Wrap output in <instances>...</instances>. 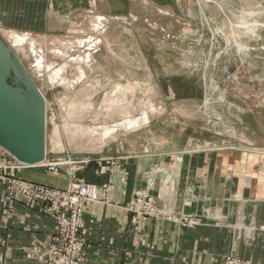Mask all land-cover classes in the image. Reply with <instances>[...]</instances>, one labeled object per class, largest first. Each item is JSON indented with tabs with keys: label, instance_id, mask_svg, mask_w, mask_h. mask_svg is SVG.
Masks as SVG:
<instances>
[{
	"label": "rangeland",
	"instance_id": "obj_1",
	"mask_svg": "<svg viewBox=\"0 0 264 264\" xmlns=\"http://www.w3.org/2000/svg\"><path fill=\"white\" fill-rule=\"evenodd\" d=\"M92 1L68 18L50 13L51 28L50 3L38 5L45 19L32 31L0 24L10 49L8 94L40 98L41 89L47 99L41 168L64 171L66 186L70 173L83 178V165L127 152L147 158L216 151L244 157L248 173L264 171V0H97V8ZM104 41L113 57L89 60ZM70 104L81 109L79 119L70 117ZM5 155L15 157L0 134V159L17 166ZM50 162L60 165L44 166ZM24 168L8 173L20 177ZM138 191L181 218L159 194Z\"/></svg>",
	"mask_w": 264,
	"mask_h": 264
},
{
	"label": "crops",
	"instance_id": "obj_2",
	"mask_svg": "<svg viewBox=\"0 0 264 264\" xmlns=\"http://www.w3.org/2000/svg\"><path fill=\"white\" fill-rule=\"evenodd\" d=\"M90 1L0 0V24L32 31L47 17L51 28L50 13L68 18L75 7L88 6ZM45 3L50 8L43 17L38 5ZM108 159L102 164L92 161L78 171L87 182L108 187L105 202L84 203L87 264H224L227 255L264 264V171L248 173L244 157L232 159L212 151L146 158L127 152ZM238 163L245 168H237ZM25 168L20 177L66 184L64 171ZM143 187L170 202L181 218L129 213L132 197ZM4 193L0 182V220ZM187 215L201 218L200 222L190 226L183 218ZM55 230L53 219L18 203L8 227L0 228L4 264H46L32 257V249L47 245Z\"/></svg>",
	"mask_w": 264,
	"mask_h": 264
},
{
	"label": "built area",
	"instance_id": "obj_3",
	"mask_svg": "<svg viewBox=\"0 0 264 264\" xmlns=\"http://www.w3.org/2000/svg\"><path fill=\"white\" fill-rule=\"evenodd\" d=\"M70 160V157L68 158ZM60 161L69 164L71 161ZM81 161L89 162L91 159ZM59 162H50L46 167L59 166ZM24 166L17 162L13 167L0 159V182L5 187L2 199L0 228H7L18 203L24 207L38 210L56 223V230L47 245H36L32 257L42 259L46 264H87L86 225L83 218L84 203L105 202L108 187L87 182L70 173L66 186H55L12 176L11 168ZM26 167V166H25ZM129 213L145 217H170L160 210L157 202L140 191L132 197L127 207ZM190 226L198 223L188 220ZM4 242V241H2ZM0 264H4V252L0 248ZM224 264H249L246 260L227 255Z\"/></svg>",
	"mask_w": 264,
	"mask_h": 264
},
{
	"label": "bare ground",
	"instance_id": "obj_4",
	"mask_svg": "<svg viewBox=\"0 0 264 264\" xmlns=\"http://www.w3.org/2000/svg\"><path fill=\"white\" fill-rule=\"evenodd\" d=\"M92 4L93 5L95 4V6L93 7L97 8L98 3L96 0L93 1ZM100 17L101 16L98 17L99 20H101ZM14 34L18 37L19 42L23 43L26 41L23 34H18V32H14ZM239 46L242 47L241 44H239ZM11 47L14 48L13 45ZM111 50L112 49L109 48L107 41L106 43L104 41L102 44H100L98 52L97 53L94 52V54H90L88 59L91 60L92 59L91 57L93 56L96 60L99 59V61L106 62L107 59L113 57V55L111 54ZM36 58L41 64V61H40L41 55L39 56L36 53ZM0 61L3 63V66H1V69H0V134L2 136V141L5 144V146H7L10 149V151H12V154L18 157V160L20 161L22 165L26 167L41 166L45 164L44 162L46 161L45 159L47 155L44 159L45 161L40 160V161H35V162H29L25 159V152L26 153L30 152L29 151L30 142L33 141V144H34L35 141L38 140L42 135L40 136L39 132H37V129L33 125H31L29 122L28 124H25L24 120L20 119L17 115H14L13 111H11V108L9 107L10 104L7 98L8 90L6 89L4 79H5V75L7 73V69H8L9 62H10V49L2 42L1 39H0ZM38 67L40 66L38 65ZM82 74H84L83 71H82ZM52 84L54 85V83ZM38 90L43 99V104L47 106V99H46L45 94L41 91V89H38ZM84 94L85 93H81V95H84ZM74 105L72 104L70 106V109H69L70 112L68 113L70 114V117L72 118V120H77L80 118L82 112L80 108H76V105L75 106ZM33 114L34 113H32L31 114L32 116H29L28 118L30 122L33 120V117L35 116ZM7 120L10 121L9 123L12 125V129L10 128V126H8ZM46 126H47V123H46V116H45V122L43 124L44 142L46 141ZM62 147H63V144L61 142H58L55 146V150H61ZM45 149L48 150L46 143H45Z\"/></svg>",
	"mask_w": 264,
	"mask_h": 264
},
{
	"label": "water",
	"instance_id": "obj_5",
	"mask_svg": "<svg viewBox=\"0 0 264 264\" xmlns=\"http://www.w3.org/2000/svg\"><path fill=\"white\" fill-rule=\"evenodd\" d=\"M39 92V90H38ZM9 91H7V98L9 100L11 111H13L14 115H17L20 119L25 121V124H28V122L33 125L37 132L40 134V138L35 141L33 144V141L30 142L29 145V151L25 152V159L29 162H35V161H42L46 157V149H45V143L44 142V132H43V124L45 122V116H46V107L43 104L42 97L38 98L35 95H30L29 99L25 98L23 96H15L14 94L9 95ZM39 96H41L39 92ZM2 102V101H1ZM34 113L35 115L33 117V120L30 122L28 120L29 116H32L31 114ZM8 126L12 129V125L8 121ZM12 152V151H11ZM17 159L18 157L15 156Z\"/></svg>",
	"mask_w": 264,
	"mask_h": 264
}]
</instances>
